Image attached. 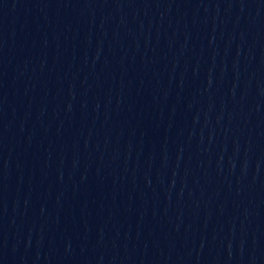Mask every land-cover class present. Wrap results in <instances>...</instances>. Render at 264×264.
<instances>
[{
	"label": "water",
	"instance_id": "obj_1",
	"mask_svg": "<svg viewBox=\"0 0 264 264\" xmlns=\"http://www.w3.org/2000/svg\"><path fill=\"white\" fill-rule=\"evenodd\" d=\"M197 0H0V264H79Z\"/></svg>",
	"mask_w": 264,
	"mask_h": 264
}]
</instances>
